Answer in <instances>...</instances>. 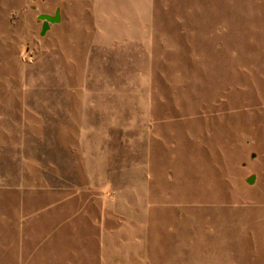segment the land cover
Instances as JSON below:
<instances>
[{
	"label": "rangeland",
	"instance_id": "rangeland-1",
	"mask_svg": "<svg viewBox=\"0 0 264 264\" xmlns=\"http://www.w3.org/2000/svg\"><path fill=\"white\" fill-rule=\"evenodd\" d=\"M0 264H264V0H0Z\"/></svg>",
	"mask_w": 264,
	"mask_h": 264
},
{
	"label": "water",
	"instance_id": "water-1",
	"mask_svg": "<svg viewBox=\"0 0 264 264\" xmlns=\"http://www.w3.org/2000/svg\"><path fill=\"white\" fill-rule=\"evenodd\" d=\"M41 18L46 19V22L43 24V32H45L48 29L50 21L58 22L60 20V16L58 13L54 17L53 15L45 14V15H42Z\"/></svg>",
	"mask_w": 264,
	"mask_h": 264
}]
</instances>
